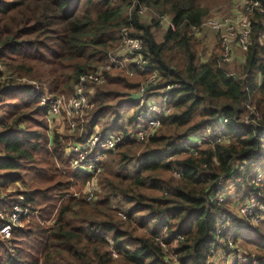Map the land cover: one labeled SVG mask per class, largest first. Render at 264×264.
I'll return each mask as SVG.
<instances>
[{"label":"trees","instance_id":"trees-1","mask_svg":"<svg viewBox=\"0 0 264 264\" xmlns=\"http://www.w3.org/2000/svg\"><path fill=\"white\" fill-rule=\"evenodd\" d=\"M206 1L0 0V73L8 86L0 101V185L14 187L0 193V212L19 194L41 212V221L32 218L0 244V264H211L218 217L232 202L218 203L212 192L222 180L240 177L235 194L245 200L256 188L236 166L264 153V18L258 12L254 17L253 45L241 74L227 75L218 53L202 61L203 43L192 32L210 13ZM163 17L175 29L165 28L159 40L155 30ZM123 29L142 41V55L158 71L160 85L176 86L161 126L137 142L117 123L116 109L132 101L144 74L135 64L105 73V87L91 97L85 132L95 131L111 111L116 119L102 132L117 131L123 139L108 152L114 159L104 163L100 197L89 203L84 196H67L74 181L89 178L72 167L67 153L66 141L76 140L78 130L69 138L55 131L50 138L39 96L43 89L73 93L81 75L107 63ZM128 69L136 74L129 76ZM247 100L252 111L245 108ZM138 112L129 121L132 127ZM222 117L229 139L195 146L197 134ZM262 228L255 229L260 238L255 247L264 253Z\"/></svg>","mask_w":264,"mask_h":264},{"label":"built area","instance_id":"built-area-1","mask_svg":"<svg viewBox=\"0 0 264 264\" xmlns=\"http://www.w3.org/2000/svg\"><path fill=\"white\" fill-rule=\"evenodd\" d=\"M145 11L146 9L141 7L139 13L144 14ZM257 12L264 18V0H241L238 4H235L231 14L209 17L199 26L192 29L195 36L200 35L202 30L206 28L211 29L217 35L220 46L218 63L222 66L221 69L226 71L227 75H239L231 72L228 65L233 63L235 50L237 48L241 49L243 52H247L253 45L254 17ZM162 22L165 24L166 28L175 29L170 18L163 17ZM261 23L262 31L260 41L264 45V19ZM142 48V41L138 37L133 36L128 29H123L118 48L108 54L107 63L96 68L92 72L81 75L74 87L73 93L54 94L50 93L47 89H43L39 96V106L46 110L48 120L63 119V121L68 123L71 133L78 130V138L76 140L70 139L67 153L71 158L72 167L86 174L89 178L79 191L72 193L73 197L84 196L89 203H94L99 199L101 193L99 176L103 170L102 163L105 161L104 158L106 155L108 156V152L116 150L123 139L121 133L118 135L112 132L102 133L95 130L86 134L84 125L88 122L89 114L93 108L90 96L86 92L88 85L104 82L105 73L109 70L115 68L124 70L127 68L124 62L126 58L127 61H131L132 64H135L137 70L144 74V79L132 98V101L137 104V109L139 111L138 115L135 117V121H140L141 126L136 133L128 134L130 139L137 142L146 140L150 134L158 129L161 126V115L167 113L170 109L168 103L169 91L176 85H160L161 77L158 71L150 67L148 61L144 59L141 52ZM128 58H130V60H128ZM1 69L2 67L0 64V71ZM126 73L129 76H134L136 74L132 69H128ZM5 87L8 86H5L4 79L0 73V98L3 97L6 92ZM155 96L160 97L162 100L161 103L153 101V97ZM245 108L249 111L253 110L250 100L245 102ZM256 116L258 117L257 114ZM245 120L248 124H257L255 120H248V117H245ZM226 123V119L219 121V124L223 127V130L219 132H212L214 130L213 127H208L211 130L209 129L203 135H197V138H199L198 143H192L198 146L203 142L214 144L226 141L229 139V134L225 127ZM137 125L138 122L136 126ZM261 129L262 131L264 130L263 127H261ZM1 147L2 141L0 138V148ZM242 163L249 162L243 161L238 165ZM228 182L229 181L224 180L219 182L217 185L219 191L215 193L212 192L211 199L218 203H224L226 199L223 197L225 191L223 185ZM254 182L257 183L259 181L255 178ZM249 200L250 199L246 200L243 205L240 206V214L244 216L243 219H241L243 225L246 227L254 226L264 219V206L260 205V207L256 209L254 205H250L253 200ZM31 218L40 220L41 212L26 205L25 195L19 194L17 202L13 203L7 210L0 212V238L3 240L11 239L13 230L21 226L23 220ZM233 218L235 217L229 214V211L224 212L218 217L215 233L213 234L214 242L211 245L216 246V248H211L210 251L213 256L218 253V251H221L224 255L223 264L250 262L251 258L241 252L238 248L237 241L234 240V237L232 238L236 229ZM221 235L225 236L221 237ZM161 244L166 248L164 242H161ZM113 255L117 257L118 253L114 251ZM170 258L175 260L176 254H171ZM225 258H229V261L226 263Z\"/></svg>","mask_w":264,"mask_h":264},{"label":"rangeland","instance_id":"rangeland-1","mask_svg":"<svg viewBox=\"0 0 264 264\" xmlns=\"http://www.w3.org/2000/svg\"><path fill=\"white\" fill-rule=\"evenodd\" d=\"M240 1L241 0H207L206 4L210 8V13L208 14V16L205 19H207L209 17H216V16H223V15L231 14L234 7H235V4H238ZM144 15H146V14H144ZM143 18L148 19L147 21H149V18L147 16H145ZM164 30H165L164 26H161L158 30H155L157 39H159V40L162 39V36L164 34ZM196 37H197V39H199L203 43L204 50H203L202 55H201L202 61L209 62L211 60L212 55H214L215 53H218V55L220 54V46L218 43L217 35L211 29H207V28L203 29L201 34L197 35ZM214 39H215V41H214ZM238 62H239V60L236 63L238 64ZM229 66L232 68H230ZM229 66L228 67L230 68L229 70L231 72L241 74L242 71L240 69H238L237 67H233L232 63H230ZM120 70H122V69L115 68V69L109 70V72L120 71ZM142 81H143V79H142ZM98 86L105 87V82H102L99 84H90L87 86L86 92L90 96V99L93 96V94L95 93L96 88ZM3 98H4V95H3V97L0 98V101ZM153 101H156L157 103H161L162 100L160 99L159 96H155V97H153ZM94 108H95V106H94ZM137 108H138L137 104L134 101H131V102H128L122 109H120V110L116 109V111H118L119 115H120L117 123L119 125L123 126L125 129H127V131H129L132 134L136 133L138 131L139 127L141 126V122L138 120H136L138 122L137 126H136V124H137L136 121H134L133 127L129 123L130 119L133 117L135 110ZM1 112L2 111L0 110V115H1ZM45 116H46L45 119H46V122L48 125V134H49L50 138H52L53 133H55V131H57V130L61 134L64 133V135H66L68 138L71 137L72 133L69 131V128H68V130H66V122L63 121V119H61L60 121H56L53 119L48 120L47 119V112L45 113ZM114 119H116V118H115L113 112H111V111L105 112L103 114V116L100 118L99 124L96 125L95 130L98 132H102V129L105 128L106 126L111 125L113 123ZM223 119L224 118L222 117L221 120H223ZM244 121H246L245 117H244ZM21 127H23V126H21ZM209 129L210 128H206V129L202 130L201 132H199L197 135H203ZM213 129L214 130L212 132H219L220 130H223V127L218 123V125L216 127H214ZM224 130H225V128H224ZM106 132H112V131H106ZM102 133H104V132H102ZM112 133L119 135L120 132L114 131ZM69 141H70V139L66 141L68 145H69ZM190 143H192V140L189 142V144ZM181 145H184V144H182V143L178 144V146H181ZM104 159H105L104 162L107 164L106 160L108 161V160L114 159V157L106 155V157ZM104 162L102 163L103 168L105 165ZM246 162H249V163H242L240 165H237L236 169H239L240 172H246V171L248 172L249 180H251V183L255 185L256 190H254V192L252 194H250V196L247 197L245 200H241L235 194V191H236L235 187H236L237 182L240 181V179H241L240 177H237L235 180H231L228 183L224 184L223 187H224L225 191H224L223 197L226 199V201L231 200L232 202L228 205L227 208H225V210H223L220 213V216L224 212L229 211V214H231L237 220V223H235L236 229L234 231V235L232 236V238L238 237V239H237L238 248L241 250V252L245 253L247 256H249L251 258L250 262H242V263L243 264H260L262 254H264V253L260 252L255 247V243H258L260 241V238L258 239V237L255 236V229H257V228H260L261 230L263 229L262 227L264 226V219L261 220L260 223L255 224L254 226H247L246 227L245 225H243L242 219L244 216H242L240 214V206L243 205V203L248 199H250L249 201L253 200V202L250 203V205H254V207H256V209H257V207H260V205L264 206V202H262V200H261V197H262L261 188L264 187V153L259 159H253V160H249ZM134 165H135L134 167L137 166V164H134ZM236 171H238V170H236ZM255 178L259 182H257V183L254 182ZM74 183H75V186H74V188H72V192H77L82 188L83 184H80L81 183L80 180L74 181ZM77 185H78V188L76 187ZM12 191H14V187H12V186H10L8 188H2V186H0V193L1 194H4V193L6 194V193H9ZM67 196H72V194H69ZM99 197H100V195H99ZM255 200H256V202H255ZM32 221H33L32 218L23 220L21 225L29 224ZM36 221H38V220L36 219ZM39 221H41V220H39ZM50 223H51V221H47V224H50ZM3 241L4 240L0 238V244ZM214 247L216 248V246H211L209 248V253L211 254L210 263L211 264H223L224 255L221 253V251H218V253H216L214 256L211 253L210 250H211V248H214ZM166 258H168V256ZM225 260H226L225 261V263H226L227 261H229V258H225Z\"/></svg>","mask_w":264,"mask_h":264},{"label":"crops","instance_id":"crops-1","mask_svg":"<svg viewBox=\"0 0 264 264\" xmlns=\"http://www.w3.org/2000/svg\"><path fill=\"white\" fill-rule=\"evenodd\" d=\"M164 25V28H166L165 24H162ZM215 41V39H214ZM213 41V42H214ZM245 58H246V52H243L241 49L237 48L235 50V54H234V61L232 63V66L233 67H237L238 69H240L241 71L243 70V67H244V63H245ZM128 60H130V58H128ZM239 60L238 64L236 63L237 61ZM125 62V65L126 66H130L132 64L131 61H127V58H126V61L124 60ZM229 66V65H228ZM230 67V66H229ZM232 68V67H230ZM56 121H60L61 119H55ZM58 131V130H57Z\"/></svg>","mask_w":264,"mask_h":264}]
</instances>
